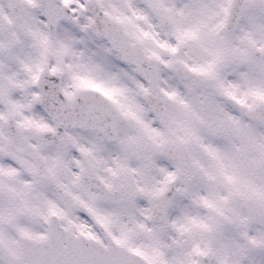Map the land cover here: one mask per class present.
Listing matches in <instances>:
<instances>
[{"label": "snow or ice", "instance_id": "1", "mask_svg": "<svg viewBox=\"0 0 264 264\" xmlns=\"http://www.w3.org/2000/svg\"><path fill=\"white\" fill-rule=\"evenodd\" d=\"M0 264H264V0H0Z\"/></svg>", "mask_w": 264, "mask_h": 264}]
</instances>
